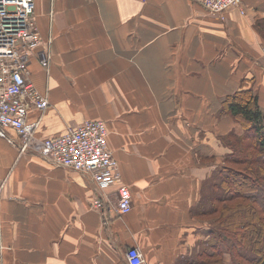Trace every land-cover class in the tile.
<instances>
[{"label":"crops","instance_id":"obj_1","mask_svg":"<svg viewBox=\"0 0 264 264\" xmlns=\"http://www.w3.org/2000/svg\"><path fill=\"white\" fill-rule=\"evenodd\" d=\"M243 11L221 20L200 0H35L51 55L48 73L38 50L28 65L49 100L35 140L104 121L120 178L104 212L89 176L0 137V264H127L132 247L144 264H206L214 238L203 211L244 132L223 101L244 86L264 113V0ZM123 185L130 211L119 216Z\"/></svg>","mask_w":264,"mask_h":264},{"label":"built area","instance_id":"obj_2","mask_svg":"<svg viewBox=\"0 0 264 264\" xmlns=\"http://www.w3.org/2000/svg\"><path fill=\"white\" fill-rule=\"evenodd\" d=\"M200 3L207 13L216 14L221 20L229 9L244 13L243 0H200ZM34 10L35 0H0V137L15 145L20 153L34 152L52 166L89 176L99 195L94 206L103 211L105 190L120 178L118 161L108 146L105 122L86 120L75 127L68 126L58 136L35 140L34 133L49 100L30 81L28 65L31 55L38 50L41 67L48 73L51 55L40 49L42 41ZM50 43V40L46 42ZM261 54L264 56V47ZM30 109L38 112L32 121L27 118ZM7 128L16 132L18 140L8 136ZM130 202V189L120 186L114 206L116 214H127ZM125 259L127 264H144L137 247L129 248Z\"/></svg>","mask_w":264,"mask_h":264},{"label":"trees","instance_id":"obj_3","mask_svg":"<svg viewBox=\"0 0 264 264\" xmlns=\"http://www.w3.org/2000/svg\"><path fill=\"white\" fill-rule=\"evenodd\" d=\"M223 108L244 130L240 140L230 144L233 154L226 161L255 167L245 168L247 175L225 170L219 198L212 200L226 207L221 208V220L211 230L212 253L206 252L204 257L220 258L226 253L229 264H264V113L256 95L244 86L224 99ZM251 248L259 252L257 257L251 256Z\"/></svg>","mask_w":264,"mask_h":264},{"label":"rangeland","instance_id":"obj_4","mask_svg":"<svg viewBox=\"0 0 264 264\" xmlns=\"http://www.w3.org/2000/svg\"><path fill=\"white\" fill-rule=\"evenodd\" d=\"M244 143H245V145H247L248 141H245ZM250 150H252V149H248L247 151H250ZM250 162H251V160H250ZM246 165L247 164L242 163V164H239L238 166H236L235 164L226 162L223 165V171L227 169L230 171V173L236 172V173H244L247 175L245 168H251L252 169L255 166L251 165L250 163H249V166H246ZM213 193L214 194L211 198V202L208 201L206 203L207 205L205 207V210L203 211V214H205V216L201 218V219H204L203 221H206V224H207L206 227L208 228V231H210L212 229V224L215 225L216 222L221 220V214L219 215V213H222V210H221L222 207H226L224 205H221V203H219V202H218L219 204L213 203V200H212L213 198H219V190L218 191L213 190ZM230 206H233V205H230ZM217 209H218V211L216 212ZM214 212H216V213H214ZM251 249H252V252L249 249V251L251 252V256L257 257L259 252L254 251V248H251ZM201 260H204L206 264H219V258L218 257H209V258L203 257ZM199 263H200V259H199Z\"/></svg>","mask_w":264,"mask_h":264}]
</instances>
